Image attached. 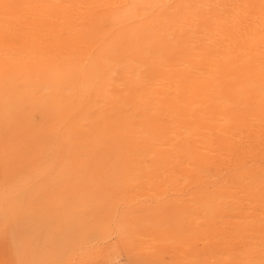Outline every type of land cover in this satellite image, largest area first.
Here are the masks:
<instances>
[{"label": "bare ground", "instance_id": "bare-ground-1", "mask_svg": "<svg viewBox=\"0 0 264 264\" xmlns=\"http://www.w3.org/2000/svg\"><path fill=\"white\" fill-rule=\"evenodd\" d=\"M32 165L81 229L264 263V0H0L4 195Z\"/></svg>", "mask_w": 264, "mask_h": 264}, {"label": "rangeland", "instance_id": "rangeland-1", "mask_svg": "<svg viewBox=\"0 0 264 264\" xmlns=\"http://www.w3.org/2000/svg\"><path fill=\"white\" fill-rule=\"evenodd\" d=\"M29 173L34 179L29 194L17 182L11 196L0 188V264H197L195 260L204 264H254V260H243L240 253L239 258L231 253L235 262L232 256V261L226 259L230 256L225 257L223 251L198 252L172 243L158 247L147 237L97 230L95 222L81 229L61 198L44 190L39 193L38 183L42 184L44 176L41 169L32 165ZM26 195L30 198L27 203Z\"/></svg>", "mask_w": 264, "mask_h": 264}]
</instances>
